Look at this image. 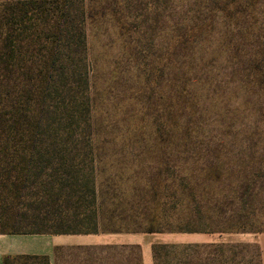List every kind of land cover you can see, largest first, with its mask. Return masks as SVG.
I'll list each match as a JSON object with an SVG mask.
<instances>
[{"label": "rangeland", "instance_id": "rangeland-1", "mask_svg": "<svg viewBox=\"0 0 264 264\" xmlns=\"http://www.w3.org/2000/svg\"><path fill=\"white\" fill-rule=\"evenodd\" d=\"M83 3L99 233L140 241L93 264H145L147 247L154 264V244L180 247L158 264H261L264 0ZM173 192L197 201L146 233ZM193 211L213 233L169 232Z\"/></svg>", "mask_w": 264, "mask_h": 264}, {"label": "trees", "instance_id": "trees-1", "mask_svg": "<svg viewBox=\"0 0 264 264\" xmlns=\"http://www.w3.org/2000/svg\"><path fill=\"white\" fill-rule=\"evenodd\" d=\"M92 138L83 0H0V235L100 232ZM183 193L163 198L146 233L197 201ZM193 212V228L169 232L213 233ZM174 249L152 245L154 264Z\"/></svg>", "mask_w": 264, "mask_h": 264}, {"label": "crops", "instance_id": "crops-1", "mask_svg": "<svg viewBox=\"0 0 264 264\" xmlns=\"http://www.w3.org/2000/svg\"><path fill=\"white\" fill-rule=\"evenodd\" d=\"M140 246L137 236L117 233L80 235H0V264L5 258L27 264H93L101 259L98 251L115 246ZM149 250V248L147 247ZM144 249L145 264L149 251ZM260 260L264 264V235L259 240Z\"/></svg>", "mask_w": 264, "mask_h": 264}]
</instances>
